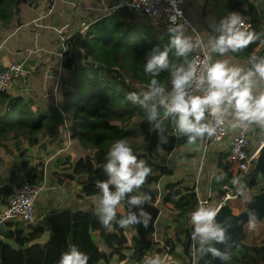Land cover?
Segmentation results:
<instances>
[{
  "label": "trees",
  "instance_id": "1",
  "mask_svg": "<svg viewBox=\"0 0 264 264\" xmlns=\"http://www.w3.org/2000/svg\"><path fill=\"white\" fill-rule=\"evenodd\" d=\"M227 2L230 9L242 14L248 23L247 30L260 34L259 40L235 55L242 56L247 61L250 55H264V51L260 49L264 45V0ZM55 3V0H0V24L8 26L14 18L20 22L23 4H29L42 12L52 8ZM167 27V23L138 20L130 8L121 7L112 9L90 24L84 35L74 32L64 40L65 50L61 64L66 74L62 79L65 90L61 95V106L71 127L69 138L86 152L77 155L75 159L70 155L57 157L56 161L61 162L63 169L52 174V182L74 191V201L48 213L45 226L37 222L22 225L16 220L0 222V264H58L60 254L68 249L71 229L72 244L89 256L88 264H110L113 256L120 261L125 260L126 255L122 250L126 239L122 235H118L115 246L108 255L97 246L93 230L103 226L94 214L92 199L99 195L97 181L107 178L103 172L108 151L106 145L121 138L128 141L136 135L142 136L143 149L134 153L138 159L150 164L152 169L151 175L139 190L150 196L144 207L152 214V221L147 228L135 226V234L130 240V257L142 260L150 250L154 222L160 213V206L156 203L158 198L163 205L168 206L175 222L173 238L181 241L180 236H183L187 255L191 226H187L186 222L196 208V196L192 185L183 184L182 179L167 180L159 189V175L167 179L173 176L174 169L169 164L158 162L154 153L159 149L168 157L187 144V138L178 137L171 122L166 120L163 129L168 143L159 144L158 135L146 121L143 111L126 99L129 92L142 94L141 88L148 85L150 77L143 71V56L154 46L158 45L162 50L168 44ZM170 59L175 60L172 53ZM123 72H127L131 81L138 83V87ZM157 79L170 87L168 73H161ZM6 104L9 105V110L4 112ZM60 127L61 124L58 125L48 114L36 113L22 96H11L0 90V147L4 152L12 150L6 143L9 139L16 142L20 138H31L33 144L36 143L41 149L45 148L47 143L43 139L50 135L52 139L48 142L54 141V133ZM18 152L19 156L24 153L20 148ZM227 155V151L221 152L214 161L218 170L209 183L211 192H223L222 184L230 182L233 176L234 164L227 159ZM13 174L8 183L0 174V212L14 192ZM219 175H223L225 179L218 183L215 178ZM38 176L41 182L42 169ZM254 180L251 178L250 182ZM122 203L128 210L127 201ZM112 228L113 230H109L103 227L108 234L118 229V225L113 223ZM45 231L49 232L46 242L27 247L31 240L40 237ZM246 245L235 247L227 264H264L263 238ZM207 262L206 256L199 264Z\"/></svg>",
  "mask_w": 264,
  "mask_h": 264
},
{
  "label": "clouds",
  "instance_id": "2",
  "mask_svg": "<svg viewBox=\"0 0 264 264\" xmlns=\"http://www.w3.org/2000/svg\"><path fill=\"white\" fill-rule=\"evenodd\" d=\"M136 0H134V3ZM146 6L145 0H141ZM167 10L169 37L168 44L161 50L157 45L145 52L143 71L150 77L147 90L142 94L129 92L126 99L141 109L146 121L158 135L159 144H167L164 122L170 121L178 137H186L189 145L200 144L216 135L217 129L227 125L229 128L259 127L264 130V55H250L248 67L231 65L222 59L228 53H236L260 39V34L244 28L243 16L239 12H229L209 27L207 40L199 31L188 25L178 6V0H168ZM158 15V13H157ZM198 48H206L208 54L201 60L189 58ZM170 53L175 60L170 59ZM168 73L170 87L157 77ZM230 117V119H229ZM106 179L97 181L99 195L95 197L94 214L101 225L111 230L113 223L122 229L142 225L147 228L152 214L144 205L150 196L139 190L151 175V167L138 159L126 139L114 140L107 151L103 165ZM219 183L223 175L216 178ZM231 184L236 195L250 202L246 184L242 177L234 176ZM129 209H120L123 201ZM118 211L120 216L118 218ZM219 209L199 201L190 213L193 226L192 239L196 255L192 264L211 255L223 264L229 259L227 248L231 236L227 221H218ZM247 226L256 227L258 213L254 208L247 209ZM224 245V250L216 245ZM89 256L75 244L60 254L58 264H88ZM146 264H164L160 255L149 257Z\"/></svg>",
  "mask_w": 264,
  "mask_h": 264
},
{
  "label": "crops",
  "instance_id": "3",
  "mask_svg": "<svg viewBox=\"0 0 264 264\" xmlns=\"http://www.w3.org/2000/svg\"><path fill=\"white\" fill-rule=\"evenodd\" d=\"M115 1L116 0H98V3L96 5H92L91 0H58L56 1V3L51 9H48L42 12L37 9H34L33 7H29L28 9L24 11V16H23L24 19L22 23H20L16 27L17 30H15L13 33L8 34V36L5 38V42L13 40L14 34L18 31V29L20 27H24L25 29L28 30L30 35L34 33V36H35L38 33V35L42 37V40L40 41L41 44H39V42L37 41V46L41 48V51L40 53L38 52L35 55L32 54L30 57H27L28 56V51L26 49L27 47L22 46L23 44L21 40H19V38L16 37L15 41H13L16 43L11 44L10 46L18 45L20 50L18 52H14V54L11 55L6 65L12 59H16V60L23 59L25 60V63L27 65L34 68L33 69V72H34L35 68L39 66V62L41 61L42 57L48 61L56 58L59 61V70L57 72H60V76L63 77L65 70L64 68L61 67L59 55L57 54L59 51V41L57 44L58 50L57 48L56 49L51 48V46L55 44L57 41L55 39L56 34L58 35V38L60 40L62 35H66V34L68 35L74 32H78L79 26H78L77 19H82L83 21H86L87 23L92 24L94 20L97 21L98 18L104 16L102 15L101 12L109 13L111 10L108 11V9L112 7V4H115ZM186 1L188 3H196V4L198 2L200 4L201 2V0H183V6ZM225 1L227 0H206V4L203 3V7L205 8L204 11L207 9L206 10L208 12L207 16L212 21L215 18L214 15H216L217 22L223 16H225V9H226ZM74 3H77L81 6V9L77 12L74 10ZM184 9H185V6H184ZM21 13H22V8H21ZM20 16L22 17L21 14ZM205 25L210 29L207 23H205ZM0 27H2L1 24H0ZM7 28H10V27L9 26L4 27V29H7ZM57 29L58 30L61 29L62 33H59ZM32 44L34 46V41L32 42ZM43 44L46 46L43 47ZM29 48H32V47H29ZM225 57L226 55L221 58L225 59ZM237 58L239 59L238 64L240 66H243L245 68L248 67V63L245 58H243L242 56H237ZM47 63L50 64L51 68H54L52 69L53 71L52 75L57 76V73L54 74L56 66L53 65L52 62H47ZM6 65L1 67L0 70L5 68ZM44 70H45V67L43 68L41 72L40 79H39L40 81L42 80ZM62 72L63 74L61 75ZM261 84L264 86V82H262ZM48 85L49 86L52 85V87H49ZM46 88H48L47 89L48 91H52L53 81L48 82L46 84ZM39 90L41 91L43 89L39 88ZM9 94L11 96H20V93L16 89L10 91ZM60 130H64L66 132L67 138H69V133H70L69 123H68L67 128L60 127ZM218 144L221 146V150L219 152H216V151L209 152V155H210L209 157H212L211 158L212 161L213 159L214 161L216 160L219 153L227 151L226 141L219 142ZM32 145L34 146L33 143ZM202 146H200L199 143L196 145H189L187 143L183 145L182 147H180L178 150H175L170 156L167 157L163 155V159L161 162L171 165L174 169V174L173 176L167 179L166 177H161V175H159V179H160L158 182L159 189H161L162 184L165 181L171 180V179H174V180L182 179L183 184L192 185L194 181V174L196 173V167L198 165L196 164V162L199 163V160L197 159V155H198V152L202 149ZM65 147L66 146L64 145V147L57 150V154L60 153L61 157L65 155H70L73 159H75V157H77L76 155H79V154L82 155L86 152L74 140H71V143L67 146V148ZM68 148H71V150L74 153L72 154L65 153V150H67ZM29 149H32V147H29ZM34 150L37 151V149H34ZM196 152H197V155L194 156ZM7 154H2V152H0V174L3 175L5 182L8 183L10 175L14 173L12 176V178L14 179V182L12 184L14 185V189L16 187V183L17 182L20 183L24 179L23 176L32 177L30 178L33 181L31 183L36 184V180L39 179V176H38L39 172L41 171V169L43 170V180H41V182L39 183L41 184L40 185L41 188H45V191L48 192L49 197L51 198V200H53V204L51 208L48 210V212L44 215H37V218H36L37 223H40L41 225L45 226L47 214L53 210H57V209H54L56 205L61 207L60 204L58 203V196L61 195L60 193L61 187L52 182V178H53L52 174L54 172H60L63 169V166L60 164L61 162L56 161L57 157L53 156V157H50V159L48 158L45 159V162L46 160H51L52 164L49 163L48 165H45L43 160H42L43 163L39 161H35L38 163L35 168V163L32 160L34 158L33 154L25 153L24 154L25 157H23L22 155L18 157L17 160L10 161V164H8L9 159L7 158L8 157ZM40 156L42 155L38 153L37 157H40ZM179 158H185V161L183 163L191 164L189 169H187L186 167L185 168L180 167L178 165ZM191 158L193 159V161H189V159ZM26 159H28L29 161H27ZM208 168L209 167H207L204 164L202 173L203 174L206 173L207 175L204 181L202 182L204 183L205 187L209 186V183L211 182V179L213 175L215 174V173H212L211 171L208 174L207 173V171H209ZM217 170L218 169L216 168V171ZM191 176H193L192 179L190 178ZM64 190L66 193L62 195V197H70L67 202V204L69 205L70 203H72V201H74L75 192L72 190H67V189H64ZM92 202L95 208V198L92 199ZM157 202H158V205L160 206V213L156 221L154 222V232L152 234V244H151L150 250L146 253V256L152 257L155 255H160L162 259L165 258V259L170 260L171 261L170 264H183L184 262L187 263L188 258L184 250L185 244L183 242L184 241L183 236H180L181 241L174 240L173 231H174L175 222H173V216L170 215L169 209H168L169 215H164L163 209L161 206L163 204L159 198L157 199L156 203ZM120 209L124 212L128 211L124 208L123 203H121ZM119 216H120V211H118V218ZM186 225L190 226L188 222H186ZM111 230H113V228ZM93 234H94V239H95L97 246L99 247L101 252L105 253L106 255H108L112 247L115 246V240L118 237V235H122L126 239V243L123 246V250H122L126 255V259L123 261H120L116 258V256H113L110 259V264H126V261L130 257L131 252H132L130 240H131V236L135 234V226L132 228H128V229H122L118 225V229L114 231H110L108 232V234L103 229V227L100 226V228H96L95 230H93Z\"/></svg>",
  "mask_w": 264,
  "mask_h": 264
},
{
  "label": "built area",
  "instance_id": "4",
  "mask_svg": "<svg viewBox=\"0 0 264 264\" xmlns=\"http://www.w3.org/2000/svg\"><path fill=\"white\" fill-rule=\"evenodd\" d=\"M58 1V0H55ZM146 3L149 5H145L141 2V0H136L134 3V0H116V3L111 7L112 9H118L121 7H127L130 8L138 20H150V21H157L160 23H167V16L169 15L168 9L170 8V4L168 3V0H145ZM226 9H225V15H227L229 12H233L235 10L230 9L228 7V2L225 1ZM178 6L183 12V16L185 18V9L183 6V0H178ZM51 9V8H50ZM81 9V6L77 3H74V10L77 12ZM237 12V11H235ZM158 13V15H157ZM244 20V19H243ZM94 20L93 22H95ZM185 21L187 22V25L189 29H193L192 26L189 24L188 20L185 18ZM79 30L77 33L84 35L86 31L88 30L91 23H87L86 21H83L82 19H77ZM92 22V23H93ZM244 28H248V23L244 20ZM58 30V29H57ZM59 33H62V30H58ZM72 34V33H71ZM71 34L62 35L59 40V59L60 64L62 63L63 58V51L65 50L64 47V40L70 36ZM38 33L35 35L37 36ZM28 51V56L30 57L32 54L35 55L38 52L40 53L41 48L37 46V42L34 41V46L32 48H26ZM27 53V52H26ZM207 49L206 48H198L196 49L192 55L191 58H199L203 59L205 55H207ZM62 67V64H61ZM63 68V67H62ZM33 67L27 65L25 63V60L23 59H12L5 68L0 70V90L5 91L8 94L10 91L16 89L20 93V96L24 97L25 100L35 108H39L40 113L48 114L51 118H53L51 114L52 107H56L59 110V115L61 117L60 124L61 127L67 128L68 121L65 119L62 106L58 103V92L61 91L62 86V79L63 77L60 76V72H57L56 75H52L51 66L49 63H46L45 70L42 77V82H40V88L43 96L45 98L47 97H53L54 102L53 104L48 105H41L37 102V99L35 97L36 91L34 93V82H33ZM55 74V73H54ZM50 81H53V88L52 91H48L46 88V84ZM135 87H138L137 82L132 83ZM136 84V85H135ZM49 86V85H48ZM47 86V87H48ZM147 86V85H145ZM144 86V87H145ZM35 89V88H34ZM145 91V90H144ZM143 91V92H144ZM58 106V107H57ZM9 110V105L6 104L4 108V112ZM232 128H229L227 125L221 126L217 129L216 135L205 139L202 146V157L196 167V173L195 178L192 183L193 192L196 196V207L199 201H204L210 206L213 207H219L222 204L230 203V201L236 200L240 198L236 195L235 188L231 184V180L234 176L242 177L243 182L247 186L248 193L250 195L252 193L258 192L264 188V172H261V174L257 177H251L254 178V182H250V179L247 176V172L250 168L253 167L255 164L258 150L261 146V144L264 142V133L259 137L258 140L249 142L247 138V130L248 128H235L232 129L234 131L233 135H230V130ZM226 141V150H227V159L233 162L234 166V173L233 176L230 178V182H225L222 184L221 188L223 192L217 193L218 195L216 197L211 198L210 196V187L208 186V192H205V186L204 183L201 181L200 175L202 174V170L204 167V156L207 153V149L219 142ZM71 143L70 138H68L67 146ZM249 146V147H248ZM41 189V186H37L35 183H31L29 181L23 180L19 183V185H16L14 192L11 194V196L8 198L7 205L5 208L0 212V222L2 221H18L23 225L27 224H35L37 222V219L34 215L35 210V199L38 195L39 191ZM249 195V196H250ZM233 205L232 203H230ZM136 226V225H135ZM192 232H193V226H191L189 231V245L187 246V258L188 261H190L189 264H192L193 257L196 255V248L194 241L192 239ZM149 257H144L142 260H136L132 259L131 257L128 258L126 261V264H146ZM164 264H170L171 261L168 259H163Z\"/></svg>",
  "mask_w": 264,
  "mask_h": 264
},
{
  "label": "rangeland",
  "instance_id": "5",
  "mask_svg": "<svg viewBox=\"0 0 264 264\" xmlns=\"http://www.w3.org/2000/svg\"><path fill=\"white\" fill-rule=\"evenodd\" d=\"M92 1V5H96L98 3V0H91ZM116 3V1H115ZM203 3H204V0L199 2L196 4V3H188L187 1L185 2L184 6H185V18L188 20L189 24L192 26V28H195L197 31H199L200 35L202 38H204V40L206 41L207 40V34L208 32L210 31V29L205 25V23H207L208 25H210V23H212L213 21L217 22V18H216V15H214V19L213 21L207 16L208 12L205 10L204 11V7H203ZM29 7H32L31 5L29 4H23L21 6L22 8V17L20 16V22H17L16 21V18H14L11 23L8 25L10 28H7V29H4V27L6 26H2L0 27V68L3 67L4 65H6L7 61H9L11 55L14 54V52H18L20 50L19 46L16 45V46H10L11 44H15L16 42H13L15 41V38L18 37L19 40H21L22 42V46L24 47H33V44L32 42L33 41H38L39 44H41V40H42V37L40 35H37V36H34V33L32 35L29 34L28 30L25 29L24 27H20L18 29V31L14 34V39L11 40V41H8V42H5V38L8 36V34L10 33H13L15 30H17V26L22 23L23 21V16H24V11L26 9H28ZM196 9V10H195ZM112 10V8H109L108 11ZM102 15H107L108 13H104V12H101ZM83 14V13H82ZM103 17V16H102ZM101 18V17H100ZM19 19V18H18ZM188 34L189 35H193L192 33V30L189 29L188 27ZM36 33V32H35ZM55 39L57 40L55 44H53L51 46V48L53 49H56L58 50V47H57V44H58V41H59V38H58V35L56 34L55 36ZM46 46L43 44V47ZM261 51L263 50L264 51V45H262L260 47ZM226 60L229 61V63L231 65H236V66H240L238 64L239 62V59L237 58V55H234V54H231V53H228L225 57ZM47 62H52L53 65L56 66V69H55V74L57 73V71L59 70V61L58 59L54 58V59H51V60H45L43 57L41 59V61L39 62V66L37 68H35L34 70V74H33V82H34V93L36 91V99H37V102L40 103L41 105H48V104H53L54 102V99L53 97H47L45 98L42 94V92L39 90L40 88V75H41V72L43 70V68L45 67V64ZM240 67H243V66H240ZM245 68V67H244ZM54 69V68H51V70ZM124 75H126V78L131 82V79L129 78V74H127V72H123ZM63 74V72L61 73V75ZM64 74H66V72L64 71ZM136 85V84H135ZM138 86V85H136ZM49 87H52V85H50ZM258 88H261V87H264L261 83L259 85H257ZM143 89V91L147 90V86L141 88ZM65 90V87L61 86V91L58 92V105L60 104L61 105V100H62V92ZM24 98V97H23ZM25 99V98H24ZM26 101V100H25ZM33 110L36 112V113H40L39 112V108H35L34 106H32ZM230 119V117H229ZM71 128V127H70ZM234 134V131L231 129L230 130V135H233ZM55 135V140L54 141H50V143L48 142L49 139H52L50 137V135H47L46 138L43 139V142L46 141V147L45 148H40L38 147V145L35 143L34 146L32 145V143H34L32 141V139H23V138H20L18 139L16 142H14L13 139H9L6 143L9 144L11 146V151L10 152H4L3 149L0 147V152H2V154H7L8 155V164H10V161H14V160H17L18 157H20L19 155V152H18V149H22L23 150V157L25 153L27 154H33L34 155V158L32 159L35 163V168H36V165L38 164L37 162L35 161H39V162H44L45 165H48L49 163L52 164L51 160H46L45 162V159H50V157H53V156H56V157H61L60 156V153L57 154V150L61 149L62 147H64V145L66 146V143H67V136H66V132L64 130H58V132H56V134L54 133ZM42 140V139H41ZM128 143L131 145V147L133 148V150L135 152H139V151H142L143 149V139H142V136L140 135H136L132 138H130L128 140ZM110 145H106V148H109ZM18 147V149H16ZM29 147H32V149H29ZM34 149H37V151H35ZM64 150V148H63ZM221 150V146L216 143L212 146H210L208 149H207V153L205 154L204 156V159H203V162L204 164L209 167L207 171V173L209 174V172L211 171L212 173H216V167L214 165V159L212 161V157H209V152L211 151H216V152H219ZM38 153L42 156V158L40 157H37ZM65 153H74L71 148H68L67 150H65ZM156 154V157L158 158V162L161 163L162 159H163V154L161 152V150L157 149L155 152ZM19 154V155H18ZM197 155V152L194 154V156ZM17 156V157H16ZM36 156V157H35ZM77 156V155H76ZM166 156V155H165ZM27 157V155H26ZM202 157V150H200L198 152V155H197V159L200 161ZM25 159V158H24ZM169 159V158H168ZM27 161H29L28 159H26ZM185 161V158H179V166L180 167H183V168H187L189 169V167L191 166V164H187V163H183ZM189 161H193V159H189ZM42 162V163H43ZM181 162V163H180ZM195 164V163H193ZM196 164H198V162H196ZM150 166V164H148ZM206 173H202L200 175V178H201V181H204L205 177H206ZM193 176H191L190 178L192 179ZM23 180H26V181H29V182H33L32 177H27V176H23ZM194 178H195V174H194ZM22 180V179H21ZM22 180V181H23ZM39 179L36 180V185L37 186H40L41 184L39 183ZM19 185V182L16 183V185ZM205 192H208V187L205 188ZM218 194L217 193H214V192H211L210 193V196L211 198L213 197H216ZM248 195H250V193H248ZM230 203H232L233 205H237L239 207V209H241L245 203V200L240 197L236 200H233V201H230ZM53 204V200H51V198L49 197V194L47 191H45V188H41L38 195L36 196V199H35V210H34V215L35 217L37 218V215H44L48 212V210L51 208ZM162 206V209H163V213L164 215H169V211H168V206L166 205H161ZM189 225L192 226L191 224V220L188 221ZM262 237H264V223L261 222V221H257L256 223V227L254 229H249L248 226H247V223L244 225V235L242 237V242L245 243V244H249L251 242H259Z\"/></svg>",
  "mask_w": 264,
  "mask_h": 264
},
{
  "label": "water",
  "instance_id": "6",
  "mask_svg": "<svg viewBox=\"0 0 264 264\" xmlns=\"http://www.w3.org/2000/svg\"><path fill=\"white\" fill-rule=\"evenodd\" d=\"M204 4H206V0ZM231 54L235 55V53H231ZM51 114L53 116V120L56 121L57 124L59 125L61 119L59 115V110L56 107H52ZM253 130L257 131V133L252 138L251 135ZM263 133L264 130L260 129L259 127H250L247 130V138L249 141L250 140L256 141ZM261 172H264V142L261 144L257 153L255 164L253 165L252 168L249 169V171L247 172V176L249 178L257 177L261 174ZM60 193L61 195L58 196V203L60 204V206L66 205L70 197H62V195L66 193L63 188L60 189ZM249 197H250V202L245 201L241 209H239L237 205H231L230 203H225L218 207L219 212L217 215V220L227 221L231 225V227L228 228V233L231 236V240L229 242L230 246L227 248L229 255L231 254L232 250L235 247L247 246L245 243L242 242V237L244 235V225L246 224L248 218L247 217L248 208L256 209L258 213L257 221H261L264 223V188L258 192L252 193ZM58 208L59 206L56 205L54 209H58ZM48 237H49V232L45 231L40 237L31 240L27 244V247L35 243H44L47 241ZM72 242H73V229H71L69 233L68 244H72ZM216 247L221 248V250H224L223 244L216 245ZM207 257H208V262L206 264H223V262H221L219 259L213 258L211 255ZM187 263L189 264L190 261H187Z\"/></svg>",
  "mask_w": 264,
  "mask_h": 264
},
{
  "label": "flooded vegetation",
  "instance_id": "7",
  "mask_svg": "<svg viewBox=\"0 0 264 264\" xmlns=\"http://www.w3.org/2000/svg\"><path fill=\"white\" fill-rule=\"evenodd\" d=\"M249 128H250V127H249ZM249 128H248V129H249ZM256 133H257V131L253 130L251 137L253 138L254 135H255ZM249 142H253V140H250ZM262 238H263V241H264V237H262Z\"/></svg>",
  "mask_w": 264,
  "mask_h": 264
}]
</instances>
